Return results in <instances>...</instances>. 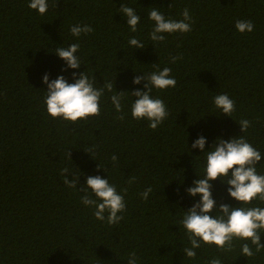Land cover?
<instances>
[{
    "label": "trees",
    "instance_id": "obj_1",
    "mask_svg": "<svg viewBox=\"0 0 264 264\" xmlns=\"http://www.w3.org/2000/svg\"><path fill=\"white\" fill-rule=\"evenodd\" d=\"M29 3L0 0V264H127L132 252L138 264H207L214 257L222 264H264V249L244 257L239 240L231 253L202 245L195 260L185 258L182 248L190 244L180 224L201 199L187 192L206 174V154L191 147L201 135L205 151L219 139L244 136L264 157V0H48L44 15ZM122 5L141 17L137 32ZM151 8L177 21L187 8L191 32L165 34L154 46ZM237 20L252 21L254 31L239 33ZM85 24L94 31L73 37L71 26ZM132 37L145 48L129 45ZM73 43L80 46L77 70L55 55ZM174 56L180 59L172 63ZM165 67L177 84L153 88L169 116L152 130L132 117L131 93L147 91L146 81H133ZM74 73H85L98 89L113 85L104 90L99 117L72 123L48 114L43 77L75 83ZM117 93H124L121 113L111 101ZM219 94L235 102L231 118L215 107ZM241 119L251 122L246 133ZM65 167L70 180L72 173L80 176L77 189L65 185ZM257 172L264 175V159ZM88 176L108 179L124 195L127 209L118 224L97 220L81 202ZM211 183L213 218L221 204L242 206L228 185ZM149 187L145 201L140 194Z\"/></svg>",
    "mask_w": 264,
    "mask_h": 264
},
{
    "label": "clouds",
    "instance_id": "obj_2",
    "mask_svg": "<svg viewBox=\"0 0 264 264\" xmlns=\"http://www.w3.org/2000/svg\"><path fill=\"white\" fill-rule=\"evenodd\" d=\"M57 6V5H56ZM28 7L38 11L40 15L48 12V0H30ZM127 20V25L133 33L138 31L141 17L129 6L122 5L119 9ZM183 19L174 20L166 16L157 8H151L148 12V19L153 22L154 27L149 34L153 45L162 44L166 40L165 34H187L191 32L193 23L191 14L187 8L183 10ZM236 29L241 34L252 33L254 23L250 20H237ZM73 37L79 38L81 35H88L94 30L90 25L71 26ZM129 45L135 49H144L145 45L138 38L129 39ZM79 44L73 43L68 47L57 48L55 55L65 61L68 68L77 70L81 68V61L77 55ZM180 57H170V61L175 63ZM75 83H68L64 76L50 82L49 76L43 77V83L47 85L45 103L48 114L54 119H63L76 123L88 118L100 116V102L107 88L112 91L113 85L106 84L104 87L96 88L94 82L83 73L79 76L73 75ZM146 81L144 87L147 91L137 90L132 94L135 100L131 106L132 117L136 120H147L149 127L156 130L168 118L169 112L164 101L152 96V90H168L175 88L177 81L171 75L168 67L157 70L151 74L137 75L133 81L140 85ZM124 93H117L111 96L112 104L116 111L121 113ZM215 107L221 110L222 115L232 117L236 111L235 102L227 94H219L214 97ZM120 119H124L121 115ZM239 126L243 133L251 127V122L241 119ZM207 141L201 135L192 145L193 149H199L206 154L205 176L194 181V186L187 192L191 197H201L180 221L190 246L183 247L182 252L185 258L195 260L197 250L204 246H215L220 253H231L234 251L236 240L241 241V253L244 257H253L264 249L261 243V233L264 232V207L251 206L254 201L264 202V175L258 174L257 165L261 164L262 154L254 148L244 136L225 141L219 139L212 147L211 151H205ZM71 153V152H70ZM69 153V157H70ZM112 162L115 166L118 157L113 155ZM100 167V165H99ZM101 168V167H100ZM102 169V168H101ZM70 168L62 170L64 183L69 188L77 189L80 176L73 173V179L68 178ZM221 181L228 185V194L242 206L231 208L227 204H221L215 218L212 213L216 210V201L212 194L213 181ZM152 188H147L140 195L147 201ZM84 195L81 202L94 209V216L99 221L107 218L109 225L118 224L123 220V215L127 209L124 195L117 192L115 185L109 183L108 179L100 176H88L87 186L83 190ZM126 194V190H124ZM93 195L95 198H93ZM107 214V217H106ZM255 247V253L252 251ZM139 258L135 252L130 253L127 264H138ZM207 264H222L220 257H214Z\"/></svg>",
    "mask_w": 264,
    "mask_h": 264
}]
</instances>
